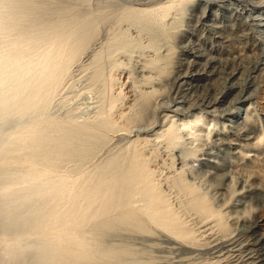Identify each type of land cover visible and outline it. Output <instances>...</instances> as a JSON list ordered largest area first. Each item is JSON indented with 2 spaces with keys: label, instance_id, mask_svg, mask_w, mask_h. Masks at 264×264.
Segmentation results:
<instances>
[{
  "label": "rangeland",
  "instance_id": "rangeland-1",
  "mask_svg": "<svg viewBox=\"0 0 264 264\" xmlns=\"http://www.w3.org/2000/svg\"><path fill=\"white\" fill-rule=\"evenodd\" d=\"M17 1L23 5L14 15L18 19L12 15L11 24L9 20L6 27L3 24L13 31L0 29V52H6L15 39L28 37V28L79 33L81 47L76 45L79 52L48 112L74 124L109 116L112 124L80 165L64 162L50 168L40 161L13 158L14 177L26 176L29 182L40 174L52 181L76 182L84 169L94 170L104 160L119 157L124 165H133L131 169L136 166L138 174H153L148 177L153 193L163 191V204L177 217L173 224L167 223L168 229L161 218L149 214L148 204L150 210L142 205L145 195L132 191L141 196L130 198L135 221L109 223L103 217L92 231L84 229L85 243L95 252L87 253L89 261H80L264 264L258 260L264 250V0ZM176 5L182 10H174ZM99 106L109 108V113ZM196 200L203 202L206 216L193 207ZM138 206L149 211L142 209L144 214ZM35 238L33 234L29 240ZM10 239L0 229V264L5 263L1 248Z\"/></svg>",
  "mask_w": 264,
  "mask_h": 264
},
{
  "label": "bare ground",
  "instance_id": "bare-ground-1",
  "mask_svg": "<svg viewBox=\"0 0 264 264\" xmlns=\"http://www.w3.org/2000/svg\"><path fill=\"white\" fill-rule=\"evenodd\" d=\"M171 2L174 3L175 1L173 2V0H171ZM180 2L182 3L183 1ZM176 4H178V2ZM20 6L22 7L23 5H21L17 0H0V19L4 20L0 22V26L2 25V28L0 29L10 30V32L13 31L14 28H4L3 24H5V27L8 25L9 21V24H11L12 17L21 12H19V10L21 9ZM176 7L173 8L174 10L178 11L179 8L177 5ZM3 9H6L7 11L5 10V12ZM149 10L152 11V9ZM180 10L182 9L180 8L179 11ZM141 11H143V9ZM154 11L157 10L155 9L153 10V12ZM158 11H160V9ZM145 12L147 13L148 11ZM160 12L162 13V11ZM166 12L168 11L166 10ZM137 14L138 17L139 15L142 16V12L141 14L137 12ZM152 15L154 17V14ZM163 16L164 15L161 14L162 18H164ZM168 16H170V14H168ZM20 18L21 17H19V19ZM15 19L17 20L18 18L15 17ZM28 29H31L27 32V34L31 32L28 37L26 36V38H23L22 40L15 39L13 42H11L12 44L10 43L12 46L6 52H0V229L2 233L7 234L11 237L10 243L5 244L1 248L3 250L4 259H2V261L5 262L3 263L87 264L86 262L82 263L81 261L83 260L84 262L85 259L83 258H86L88 252H93L92 250L94 248L85 243L86 241L83 235L84 229L92 231L93 228L96 227L98 222L103 221L100 220L103 217H106L107 219L105 220H107L109 223L120 219L123 221H129V219H133L134 214H132V212L134 211H132V201L130 198H132V196L135 195L134 193H136L137 191L141 193L140 195H145L146 198L143 196L144 201L142 200L143 202L141 201V203L143 206H146L148 204L151 207V212H149V214L154 219L161 218V222L163 224L165 223L166 227L167 223L168 225H171V221L173 224V220L177 217H175L173 214V216L175 217L173 218L170 214V212L172 211L171 208L166 203L163 204L165 200L163 199L162 195L163 191L153 193V184L149 182L152 179L148 181V177L150 176L149 174H153H148V171L147 174L142 173V171L138 174L136 170L137 168L135 169L136 166L134 167V169H131L133 165H131L132 167L130 166V164L124 165L126 163L121 162V159L119 157H114L111 160L106 161L105 163L104 160L103 164L101 163L102 165L96 166L97 169L94 168L93 170L91 167H89L88 170L87 168L84 169V176H81L82 178L78 179V181L76 182L75 180L73 182L64 180L52 181L51 179H44L40 174H34L29 182L26 176L22 178L14 177L12 166L15 161L13 160V158H17L19 160L21 159V161L22 159H28L29 161L30 159L31 161H40L50 168H58V166H61L62 163L64 164V162H72L75 165H80L82 160H88L90 154L98 146L97 140H100V136L105 133L104 131L111 129L110 125L112 124V118H108L109 116L105 118L102 117L103 119L100 118L99 120H96V118L91 122L74 124L62 118H53L49 114V106L56 96L62 78L66 73L70 62L79 52L77 49L78 46L81 45L79 41L83 39H78V36H80L79 33L77 34L76 32H70L68 30L66 32L65 30H63L64 28H54L52 30H50L51 28H46V30L42 28V31L40 29H38V31H35L36 28ZM86 31H88V29ZM23 34L21 33V35ZM123 41L122 43H124ZM126 42L128 43V41ZM122 43H120V47L122 46ZM130 44L128 43V46H130ZM117 47H119V45H117ZM117 47L116 49H114V51L118 50ZM110 48L112 50L113 47ZM128 49H130V47H128ZM111 50L109 49L108 51L110 52ZM98 63L100 64V62ZM188 63L190 64L189 61ZM100 66L98 67L100 70H102L103 68L101 67H103V65L101 67ZM196 72H198V70H196ZM99 73L101 74V71ZM97 76L99 75L96 73L95 77ZM146 97L148 98V95ZM103 99L104 100L102 101L106 100V98ZM100 107L101 106H99L98 109ZM102 108L103 107H101L99 110L106 109ZM109 110L110 109L108 108L107 112ZM121 115H123V113ZM115 125L117 126V124ZM119 128L120 127H117V130ZM174 128L172 127L171 129H173L174 131L175 129H179L180 127L178 126V128ZM126 131H128V129ZM184 132L185 131H183V133ZM175 133L177 137L180 136L177 135V133L179 134V131ZM248 133L250 134V132ZM166 134L169 135L168 131ZM175 135H171V137H174ZM165 138L166 137L163 138V141ZM167 138L169 139L170 137ZM170 141L172 142V139L169 140V145L172 144L170 143ZM130 142L132 144V141ZM134 156L135 154L131 157ZM142 158L144 159L143 155ZM143 159L141 161H144ZM135 160L136 159H134L133 161ZM21 163L22 162H20V164ZM143 163L146 164L145 162ZM144 164L141 163L139 164V166ZM90 169L93 171H91ZM137 185L141 187L139 188V190L137 189ZM134 187L137 190H135ZM132 191L134 193H132ZM189 193H193V191ZM193 195H195V193ZM193 199L194 198L190 200L192 201ZM136 201L133 202L134 205ZM193 203V207L201 210V212L204 211V207L202 210L201 205L203 204V202L200 203L198 200H196L195 202L193 201ZM148 205L146 206V208H149L150 210V207H148ZM207 207L209 206L206 205V208ZM139 208L140 210L143 209V207ZM145 209L143 210L145 211ZM136 210H138V208ZM196 212L199 213V211L197 210ZM204 213V216H206L207 212L204 211ZM212 213L214 212H211V214ZM216 213L217 212H215V214ZM153 218L152 220H154ZM180 219L181 218H178L176 220ZM220 220H222V218ZM223 221L224 220L221 221V224ZM109 223L105 224L109 225ZM101 224L103 225V223ZM178 224L181 225V223ZM183 225L185 227L184 223ZM222 226L221 228H223ZM218 229L220 228L218 227ZM33 234L36 235V238L33 240H29L30 236H32ZM192 240L193 239H191V241ZM258 260L264 262V250L260 252ZM86 261L89 260H87L86 258Z\"/></svg>",
  "mask_w": 264,
  "mask_h": 264
}]
</instances>
